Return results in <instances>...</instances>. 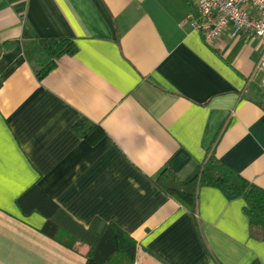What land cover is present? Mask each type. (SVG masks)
Segmentation results:
<instances>
[{
  "label": "crops",
  "instance_id": "crops-1",
  "mask_svg": "<svg viewBox=\"0 0 264 264\" xmlns=\"http://www.w3.org/2000/svg\"><path fill=\"white\" fill-rule=\"evenodd\" d=\"M189 0H0V264H84L17 199L36 185L77 224H114L135 264H264L241 199L198 189L187 210L155 183L210 153L264 189V53L255 38L207 44ZM76 51L38 80L23 45ZM85 121L92 128L76 130ZM83 132L85 134H83Z\"/></svg>",
  "mask_w": 264,
  "mask_h": 264
},
{
  "label": "trees",
  "instance_id": "trees-1",
  "mask_svg": "<svg viewBox=\"0 0 264 264\" xmlns=\"http://www.w3.org/2000/svg\"><path fill=\"white\" fill-rule=\"evenodd\" d=\"M189 2V12H193V4L190 0ZM75 51L73 43L63 39H30L23 45L24 55L38 80L48 75L62 56H70ZM90 128L92 125L85 121L75 127L81 133ZM155 183L191 212L196 208L197 193L201 187H214L227 200H243L250 235L264 241V189L231 171L212 153L203 163L195 165L183 176L163 169ZM17 206L23 215L34 212L41 215L45 221L41 233L60 246L77 252L80 245H86L88 253L84 264H135L137 244L127 233L114 224L98 221L84 228L65 214L36 185L19 196Z\"/></svg>",
  "mask_w": 264,
  "mask_h": 264
},
{
  "label": "built area",
  "instance_id": "built-area-1",
  "mask_svg": "<svg viewBox=\"0 0 264 264\" xmlns=\"http://www.w3.org/2000/svg\"><path fill=\"white\" fill-rule=\"evenodd\" d=\"M193 12L187 20L207 44L216 43L224 34L237 39L255 38L264 48V0H190ZM264 74V53L258 61ZM264 88V80H262Z\"/></svg>",
  "mask_w": 264,
  "mask_h": 264
}]
</instances>
